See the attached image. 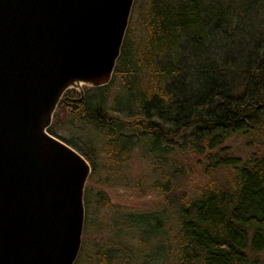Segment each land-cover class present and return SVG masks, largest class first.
Wrapping results in <instances>:
<instances>
[{"label":"trees","instance_id":"1","mask_svg":"<svg viewBox=\"0 0 264 264\" xmlns=\"http://www.w3.org/2000/svg\"><path fill=\"white\" fill-rule=\"evenodd\" d=\"M261 10L264 0H146L142 34L134 43L126 30L110 81L83 86L81 97L66 90L47 128L84 156L92 174L98 166L93 143L100 141L106 181L125 180L138 147L151 158L152 190L164 198L192 168L180 158L196 159L207 182L195 196L174 202L169 264H252V254L264 251V147L241 157L224 145L242 135L264 146V17L251 34ZM188 43L195 53L184 51ZM117 76L120 91L112 94ZM66 123L84 131L81 145L58 132ZM220 169L228 176L216 181ZM87 200L84 188V207ZM100 203L109 204L103 191ZM164 212L125 216L128 227L137 226L138 245L146 234L165 235ZM162 246L139 254V264H160ZM117 251H104L100 263L117 261Z\"/></svg>","mask_w":264,"mask_h":264},{"label":"water","instance_id":"2","mask_svg":"<svg viewBox=\"0 0 264 264\" xmlns=\"http://www.w3.org/2000/svg\"><path fill=\"white\" fill-rule=\"evenodd\" d=\"M133 0H0V264H73L91 167L49 134L70 88L107 84Z\"/></svg>","mask_w":264,"mask_h":264},{"label":"rangeland","instance_id":"3","mask_svg":"<svg viewBox=\"0 0 264 264\" xmlns=\"http://www.w3.org/2000/svg\"><path fill=\"white\" fill-rule=\"evenodd\" d=\"M145 1L133 0L130 11L127 29H130L129 37L134 43L142 34L140 16L145 7ZM263 11H260L255 20V26L251 30L252 36L256 34L257 23L261 22L264 17ZM183 49L184 51H187V49L190 51L192 49L191 44L188 43V45L183 46ZM130 50H132V47H130ZM191 52L195 53L193 50ZM119 87L120 78L117 76L111 88L112 94L120 91ZM59 119L62 122L65 121L62 115ZM57 130L66 138H74L80 145L81 142L86 140L84 131L75 125L66 123L58 127ZM258 142L255 140L248 141L246 136L235 135L228 138L224 145L228 148L229 153L245 157L252 151L264 147L259 145ZM93 145L97 148L98 166L95 173L92 174L90 171L85 184L88 200L86 207H84L81 246L75 264H101V256L105 252L113 254L112 251L115 249L122 257L120 256L117 261L114 259L110 264H139V254L151 253L154 249H158L159 244H162L163 250L165 248L166 251V253L163 251L164 258L160 259L159 262L160 264H169L172 251V247H170V244L172 246L170 237L173 231L171 225L174 224L176 213L174 202H179L180 198L184 196H195L207 182V178L203 175L201 169L194 164L196 159L191 157L180 158L181 164L191 163L192 168L189 172H184L183 175L174 180L172 193L164 198L152 190L150 186L155 180L153 165L151 164V158L141 149L137 147L132 151L130 160L127 163L129 167L124 181L120 180L119 182L113 179L106 181L104 178L106 170L103 168V154L99 149L100 141L94 142ZM227 176L228 170L220 169L216 172L214 178L216 181H223ZM103 182H108V185H104ZM99 191H103L108 197L109 204L107 206H103V203L95 204L97 192ZM169 198L174 199L172 204H170ZM157 209L165 210L164 216L168 217V223L164 231L165 235H159L154 240L151 234H146L144 236L145 245H138L137 226L133 223V227H128V218H125V216L130 213H143ZM147 228L152 230L153 226L147 225ZM108 259H111V257H108ZM251 259L252 264H264V251L252 254Z\"/></svg>","mask_w":264,"mask_h":264}]
</instances>
